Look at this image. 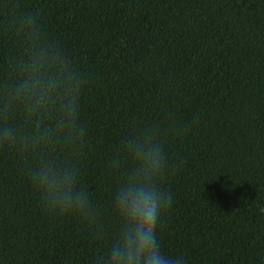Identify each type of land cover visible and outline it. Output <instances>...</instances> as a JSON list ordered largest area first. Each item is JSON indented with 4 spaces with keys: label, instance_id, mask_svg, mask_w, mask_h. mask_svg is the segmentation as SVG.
I'll list each match as a JSON object with an SVG mask.
<instances>
[{
    "label": "trees",
    "instance_id": "obj_1",
    "mask_svg": "<svg viewBox=\"0 0 264 264\" xmlns=\"http://www.w3.org/2000/svg\"><path fill=\"white\" fill-rule=\"evenodd\" d=\"M36 13L89 81L77 166L105 230L118 227L121 141L155 125L173 197L162 251L185 264H264V0H0V78ZM30 160L0 151V264H95L108 240L43 209Z\"/></svg>",
    "mask_w": 264,
    "mask_h": 264
},
{
    "label": "clouds",
    "instance_id": "obj_2",
    "mask_svg": "<svg viewBox=\"0 0 264 264\" xmlns=\"http://www.w3.org/2000/svg\"><path fill=\"white\" fill-rule=\"evenodd\" d=\"M6 12L15 15V6ZM37 18L26 17L23 54L0 78V151L31 157L29 180L47 213L77 216L98 239L108 240L95 264H185L182 255L165 254L157 239L173 197L160 185L171 166L155 125L133 126L121 141L112 163L121 175L112 203L118 227L105 230L77 166L86 135L80 98L89 81Z\"/></svg>",
    "mask_w": 264,
    "mask_h": 264
}]
</instances>
